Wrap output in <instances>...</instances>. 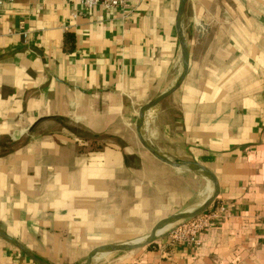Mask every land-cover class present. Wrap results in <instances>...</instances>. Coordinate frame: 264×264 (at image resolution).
Masks as SVG:
<instances>
[{"label":"crops","instance_id":"1","mask_svg":"<svg viewBox=\"0 0 264 264\" xmlns=\"http://www.w3.org/2000/svg\"><path fill=\"white\" fill-rule=\"evenodd\" d=\"M180 3L1 5L0 231L12 240L0 236V264H82L136 244L202 206L213 187L200 168L224 215L198 243L153 234L90 264H264V0H187L177 28ZM180 37L185 77L148 110V142L174 167L143 148L135 120L179 79Z\"/></svg>","mask_w":264,"mask_h":264},{"label":"water","instance_id":"2","mask_svg":"<svg viewBox=\"0 0 264 264\" xmlns=\"http://www.w3.org/2000/svg\"><path fill=\"white\" fill-rule=\"evenodd\" d=\"M186 1L187 0H181L180 6H179V9L177 12V16H176L177 28L179 27L180 17H181L183 7H184ZM180 42H181V51H182L184 66H183V70H182V73H181L179 79L177 80L176 84L174 86H172V88H170V90L168 92H166L165 94L161 95L159 98H157L151 102L143 104L140 107L138 114H137V118L135 120V128H136V131L138 133L139 142L143 146V148H145V150H147L155 158H157L160 161L165 162L171 166H174V167H183L184 164L179 163V162H175V161L171 160L170 158L163 156L152 146V144L150 142L143 141V139L141 137H139V125H140L141 118L145 114V112H147L149 109L154 108L156 105H158L167 96L173 94L180 87V85H181V83L185 77V74L187 72V67H188V55H187V49L181 41V37H180ZM200 169H201V174H203L209 180V182L211 183V185L213 187L212 194L207 198V200L202 204V206H200L196 210H192L190 212H184L182 214L172 215L166 219H163V220L157 222L155 224V226L153 227V230H151L140 242H138L136 244L126 243V244H122V245H109V246H100V247L94 248L92 251H90L91 253L89 252L90 254L89 253L87 254V256H88L87 260L85 262H83L82 264H87V261H88L90 255L93 253L99 252V251L119 252V251H128V250L138 249V248L146 245L151 240V237L153 236L154 231L159 226L168 225L170 223L192 217L194 215H197V214L205 211L209 207V205L213 202V200L217 194V183H216L213 176H211L209 173H207L203 168H200ZM0 236H3L6 239L12 240L10 237H8L6 234H4L1 231H0ZM28 255H30V254H28ZM30 256L35 261H37L39 264H45V263L41 262L40 260H37L34 256H32V255H30Z\"/></svg>","mask_w":264,"mask_h":264},{"label":"built area","instance_id":"3","mask_svg":"<svg viewBox=\"0 0 264 264\" xmlns=\"http://www.w3.org/2000/svg\"><path fill=\"white\" fill-rule=\"evenodd\" d=\"M12 1L0 0V7L4 2ZM66 2L74 6L79 5L85 9H90L96 5L106 8L126 5V0H66ZM223 215L224 208L222 206L215 208L211 204L205 211L197 215L168 224V227L158 235L166 234L170 246L196 244L199 242V234L207 229L214 219Z\"/></svg>","mask_w":264,"mask_h":264},{"label":"bare ground","instance_id":"4","mask_svg":"<svg viewBox=\"0 0 264 264\" xmlns=\"http://www.w3.org/2000/svg\"><path fill=\"white\" fill-rule=\"evenodd\" d=\"M152 115L153 112L152 111H148L145 112V114L142 116L141 121H140V134H141V138L143 139V141L148 142V132H149V123L152 119ZM210 185V184H209ZM165 225L159 226L155 231H154V235L160 233L161 231L164 230ZM100 256V253H96L94 255H91L87 261V264L92 263L93 261H96L98 259V257Z\"/></svg>","mask_w":264,"mask_h":264},{"label":"rangeland","instance_id":"5","mask_svg":"<svg viewBox=\"0 0 264 264\" xmlns=\"http://www.w3.org/2000/svg\"><path fill=\"white\" fill-rule=\"evenodd\" d=\"M149 126V125H148ZM168 226L167 225H165V227H164V230L167 228ZM163 230V231H164ZM162 232V231H161ZM158 234H160V233H158ZM106 256H111V254H114V253H111V252H109V253H104ZM102 255V254H101Z\"/></svg>","mask_w":264,"mask_h":264}]
</instances>
